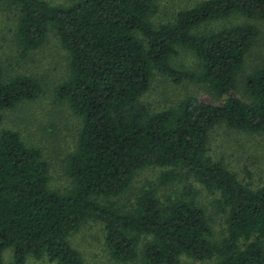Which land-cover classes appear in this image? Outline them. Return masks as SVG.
Returning <instances> with one entry per match:
<instances>
[{
	"label": "trees",
	"instance_id": "16d2710c",
	"mask_svg": "<svg viewBox=\"0 0 264 264\" xmlns=\"http://www.w3.org/2000/svg\"><path fill=\"white\" fill-rule=\"evenodd\" d=\"M19 9L16 40L22 54L38 49L54 28L67 51L69 76L56 98L82 119L76 149L67 159L72 187H50V165L18 131L0 130V264H27L29 255L56 264H86L70 235L88 218L101 221L114 259L130 262L141 248L146 264H178L183 255L216 264H264V185L243 183L208 155L213 126L264 132V65L233 96L247 53L261 30L253 22L201 31L233 15L264 20V0H203L156 25L157 0H5ZM197 69L176 66L179 49ZM157 74L180 84H207L228 95L222 104L187 95L151 111L140 103ZM43 79L8 74L0 65V112L43 96ZM168 168L158 186L193 176L227 212L226 236L217 241L205 209L184 189L161 199L153 185L121 208L111 197L128 192L146 167Z\"/></svg>",
	"mask_w": 264,
	"mask_h": 264
},
{
	"label": "rangeland",
	"instance_id": "374dc122",
	"mask_svg": "<svg viewBox=\"0 0 264 264\" xmlns=\"http://www.w3.org/2000/svg\"><path fill=\"white\" fill-rule=\"evenodd\" d=\"M54 5H69L77 0H46ZM203 0H157L159 12L153 17L158 25L171 22L177 13L193 7ZM19 9L16 5L0 0V65L6 73L30 74L43 79L45 93L36 100L25 101L14 109L0 112V130L18 131L22 139L29 145L42 150L44 158L50 165V187L60 192H67L72 187V179L67 172V159L78 144L82 128V119L76 115L69 105L56 98L55 89L69 76L67 51L61 44L54 28H50L47 38L38 49L22 54L17 40L16 28ZM250 21L261 30L259 37L247 53L244 66L238 75V84L233 96L244 98L243 82L247 74L254 68L264 65V20H249L241 15H233L226 19L214 20L201 31H211ZM173 63L181 68L197 69L198 60L185 48ZM187 95H196L203 101L222 104L228 95L217 94L207 84L183 82L176 84L169 78L157 74L148 91L140 98V103L151 111L161 110L176 104ZM208 155L223 164L245 184L258 188L264 185V132L252 133L218 123L209 133ZM166 167L151 166L139 171L131 189L120 195L111 197L121 208H130L141 190L153 185L158 189L161 199L174 197L184 189L191 191V196L205 209L210 224L214 229L217 241L226 236L227 212L217 204L219 192L210 191L193 176H185L177 182L159 187V177ZM70 242L83 255L86 264H146L142 258L141 248L136 260L120 262L114 259L106 243L104 224L93 218L86 219L80 228L70 235ZM13 252L7 250L4 255L6 264L12 261ZM217 257L206 260L193 259L183 255L178 264H216ZM27 264H56L44 256L27 257Z\"/></svg>",
	"mask_w": 264,
	"mask_h": 264
}]
</instances>
